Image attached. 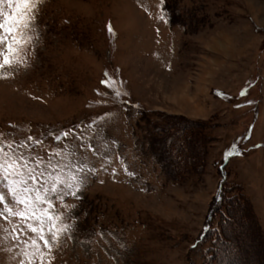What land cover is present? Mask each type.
<instances>
[{"label": "rangeland", "instance_id": "374dc122", "mask_svg": "<svg viewBox=\"0 0 264 264\" xmlns=\"http://www.w3.org/2000/svg\"><path fill=\"white\" fill-rule=\"evenodd\" d=\"M158 4L47 0L33 66L0 79V132L75 150L50 134L112 114L94 146L137 175L92 178L84 225L108 235L56 264H264V0H167L169 22ZM113 71L130 95L102 106Z\"/></svg>", "mask_w": 264, "mask_h": 264}, {"label": "snow or ice", "instance_id": "6c2138e0", "mask_svg": "<svg viewBox=\"0 0 264 264\" xmlns=\"http://www.w3.org/2000/svg\"><path fill=\"white\" fill-rule=\"evenodd\" d=\"M46 2L0 0V79H14L33 66L46 31V26L42 28ZM157 7L159 19L169 22L167 0H159ZM109 30L112 31L111 25ZM100 84L107 89H97L102 106L112 102L110 93L122 104L125 96L130 95L121 91L123 81L116 78L114 71L105 72ZM240 95L246 96L247 89ZM109 119L112 114L104 112L87 128L78 124L50 134L56 142L77 141L75 150H69L67 143L46 145L43 138L34 135L17 141L0 132V250L9 255L10 264H56L58 255L69 242L75 244L81 233L85 239L79 242L89 251L97 236L108 235L94 229L89 234L84 225L89 215L82 207L87 188L92 178L101 173H110L113 178L120 171L127 176L137 175L122 153L102 154L94 146L95 126ZM88 129L93 132L85 135ZM112 144L118 141L113 140ZM120 248L126 250L128 244L123 243ZM112 257L120 260L115 252Z\"/></svg>", "mask_w": 264, "mask_h": 264}, {"label": "trees", "instance_id": "16d2710c", "mask_svg": "<svg viewBox=\"0 0 264 264\" xmlns=\"http://www.w3.org/2000/svg\"><path fill=\"white\" fill-rule=\"evenodd\" d=\"M221 187H223V185L221 184ZM225 199H227V197L226 196H222V201L223 200H225ZM230 199H233V200H235L234 198H230ZM220 200H221V197H220ZM209 228H210V230H209ZM212 230H211V227H208L207 229H206V232H205V234L207 235V234H211L212 232H211ZM204 234V235H205Z\"/></svg>", "mask_w": 264, "mask_h": 264}]
</instances>
